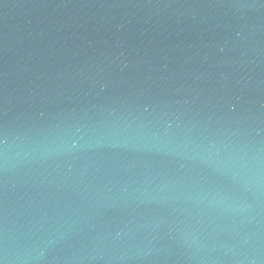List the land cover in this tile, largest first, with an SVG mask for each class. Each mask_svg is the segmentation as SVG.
I'll return each mask as SVG.
<instances>
[{"label": "water", "instance_id": "1", "mask_svg": "<svg viewBox=\"0 0 264 264\" xmlns=\"http://www.w3.org/2000/svg\"><path fill=\"white\" fill-rule=\"evenodd\" d=\"M0 264H264V0H0Z\"/></svg>", "mask_w": 264, "mask_h": 264}]
</instances>
